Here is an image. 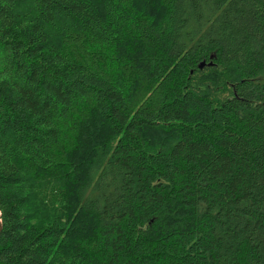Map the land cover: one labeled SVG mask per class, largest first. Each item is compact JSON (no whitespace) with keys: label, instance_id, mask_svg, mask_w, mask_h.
<instances>
[{"label":"trees","instance_id":"obj_1","mask_svg":"<svg viewBox=\"0 0 264 264\" xmlns=\"http://www.w3.org/2000/svg\"><path fill=\"white\" fill-rule=\"evenodd\" d=\"M0 264H264V0H0Z\"/></svg>","mask_w":264,"mask_h":264},{"label":"water","instance_id":"obj_2","mask_svg":"<svg viewBox=\"0 0 264 264\" xmlns=\"http://www.w3.org/2000/svg\"><path fill=\"white\" fill-rule=\"evenodd\" d=\"M209 64H210V63H209ZM203 65H204V62H203V61L199 63V67H201V66H203Z\"/></svg>","mask_w":264,"mask_h":264}]
</instances>
